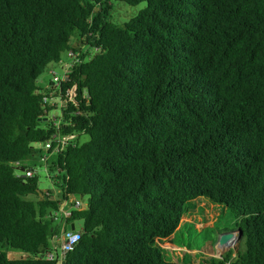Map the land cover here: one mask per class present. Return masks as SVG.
<instances>
[{
	"label": "trees",
	"instance_id": "16d2710c",
	"mask_svg": "<svg viewBox=\"0 0 264 264\" xmlns=\"http://www.w3.org/2000/svg\"><path fill=\"white\" fill-rule=\"evenodd\" d=\"M111 1L144 5L119 25ZM67 50L75 136L54 162L85 205L62 264H264V0H0V264H54L55 201L13 162L50 132L36 79ZM197 198L232 224L173 243Z\"/></svg>",
	"mask_w": 264,
	"mask_h": 264
},
{
	"label": "built area",
	"instance_id": "2783aa9c",
	"mask_svg": "<svg viewBox=\"0 0 264 264\" xmlns=\"http://www.w3.org/2000/svg\"><path fill=\"white\" fill-rule=\"evenodd\" d=\"M65 54L68 56L69 61L61 64V71L59 73L52 69L48 70L50 79H48L47 84L43 86L41 92V119L47 127H49L50 132L42 141L34 142L37 143V146L34 147L35 150L33 154L39 163V167L43 170L47 184L44 188H39L37 194L31 193L25 196L26 198L46 196L55 201V206L47 211V215L50 218L58 220L57 231L52 234L56 236V241H53L42 253H40V256L54 260V264H60L65 252L73 247L79 237L81 226L67 228L66 224L70 222L67 221V218L72 210H79L85 205V201L81 199V195L66 192L58 185L59 179L57 176L60 174L61 170L54 162L57 153H59L70 140H73L75 136L73 132L64 131L62 124L66 122L64 121V111L67 108V104L69 102H76L75 84L72 83L66 86L64 83L67 80L66 74L68 70L72 64L78 60V53L77 51L67 50ZM60 62L59 60L57 63ZM27 158L13 162L15 165V175H38L34 164L26 163Z\"/></svg>",
	"mask_w": 264,
	"mask_h": 264
},
{
	"label": "rangeland",
	"instance_id": "374dc122",
	"mask_svg": "<svg viewBox=\"0 0 264 264\" xmlns=\"http://www.w3.org/2000/svg\"><path fill=\"white\" fill-rule=\"evenodd\" d=\"M111 4V10H110V19L117 23L122 24L123 22L127 21L129 18L134 16L136 12L143 7V3H138L136 5H127L120 2H110ZM75 49L78 48V46H74ZM60 63H51L47 65V67L44 69V71L39 75V77L36 79V84L40 87H43L47 84L48 79H50V74L48 70L52 69L56 72L61 71V64L66 63L69 61L68 56H66L65 53H62L60 56ZM39 125H43L42 122H39ZM87 139V135L85 133L80 134L78 136L79 141H83ZM37 143H33V147H36ZM27 164H34V166L37 169L38 172V181H37V187L38 188H44L47 184L46 178L44 176L42 168L39 167V163L33 154L32 156H29L26 160ZM81 199L85 201V196H82ZM195 206L192 209L191 214L184 215L186 217H183L182 219L188 220L187 222H180L181 227L180 230L175 231V236L173 238V243H178L179 240H192L195 242H201L205 239L207 235H211L212 237L216 236V230L218 228H221L223 225H231L233 218L231 217L229 211L227 209H224L223 212H221L219 215H215L216 208L214 205L211 206L208 202H206L204 199L197 198L194 199ZM186 214V213H185ZM215 215V216H214ZM213 219V220H212ZM52 225H55L56 231L58 226V220L55 218H51ZM194 222H193V221ZM213 221V224H209ZM203 226V227H201ZM56 236H49L48 237V244H51L53 241H56ZM236 240V239H235ZM163 245L170 249H177V247L172 246L171 244H168L167 241L163 242ZM233 245L232 243L225 244L223 247H218L217 244H215V252L218 253L220 250L225 249L229 246ZM2 250L5 252L6 256L9 258H16L21 255H24V253L16 247H10L6 246L3 247ZM179 252V251H178Z\"/></svg>",
	"mask_w": 264,
	"mask_h": 264
},
{
	"label": "water",
	"instance_id": "95a60500",
	"mask_svg": "<svg viewBox=\"0 0 264 264\" xmlns=\"http://www.w3.org/2000/svg\"><path fill=\"white\" fill-rule=\"evenodd\" d=\"M83 223V217H77V218H74L71 222L67 223L66 224V227L67 228H76V227H79L81 226ZM231 236L228 234V233H225L221 236L220 240H219V243H230V239ZM63 263V260L60 261V264Z\"/></svg>",
	"mask_w": 264,
	"mask_h": 264
},
{
	"label": "bare ground",
	"instance_id": "6f19581e",
	"mask_svg": "<svg viewBox=\"0 0 264 264\" xmlns=\"http://www.w3.org/2000/svg\"><path fill=\"white\" fill-rule=\"evenodd\" d=\"M225 244H227V242L226 243L225 242L224 243H217L218 247H223Z\"/></svg>",
	"mask_w": 264,
	"mask_h": 264
}]
</instances>
